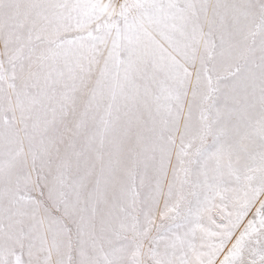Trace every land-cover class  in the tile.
<instances>
[{"label":"snow or ice","instance_id":"1","mask_svg":"<svg viewBox=\"0 0 264 264\" xmlns=\"http://www.w3.org/2000/svg\"><path fill=\"white\" fill-rule=\"evenodd\" d=\"M0 264H264V0H0Z\"/></svg>","mask_w":264,"mask_h":264}]
</instances>
